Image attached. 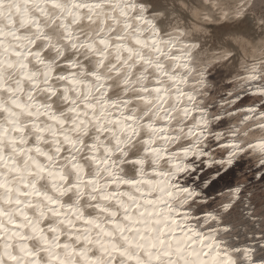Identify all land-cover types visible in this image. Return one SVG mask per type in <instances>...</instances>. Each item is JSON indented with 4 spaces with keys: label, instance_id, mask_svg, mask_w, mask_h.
I'll return each mask as SVG.
<instances>
[{
    "label": "snow or ice",
    "instance_id": "1",
    "mask_svg": "<svg viewBox=\"0 0 264 264\" xmlns=\"http://www.w3.org/2000/svg\"><path fill=\"white\" fill-rule=\"evenodd\" d=\"M0 264H264V0H0Z\"/></svg>",
    "mask_w": 264,
    "mask_h": 264
},
{
    "label": "bare ground",
    "instance_id": "2",
    "mask_svg": "<svg viewBox=\"0 0 264 264\" xmlns=\"http://www.w3.org/2000/svg\"><path fill=\"white\" fill-rule=\"evenodd\" d=\"M153 2H162V0H153ZM239 69H240V66L237 65V69H236V71L239 72ZM227 71H228V70L225 69V72H227ZM240 74H242V72H241ZM230 79H232V77L225 76V80H226V81H227V80H230Z\"/></svg>",
    "mask_w": 264,
    "mask_h": 264
}]
</instances>
